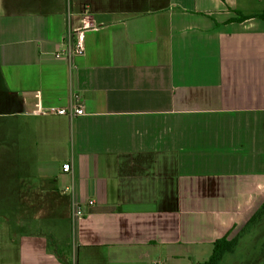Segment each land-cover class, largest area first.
Listing matches in <instances>:
<instances>
[{
	"label": "crops",
	"instance_id": "1",
	"mask_svg": "<svg viewBox=\"0 0 264 264\" xmlns=\"http://www.w3.org/2000/svg\"><path fill=\"white\" fill-rule=\"evenodd\" d=\"M259 12L264 0H0V149L9 132L27 153L1 155L0 264H195L241 230L264 203V20L235 19Z\"/></svg>",
	"mask_w": 264,
	"mask_h": 264
},
{
	"label": "rangeland",
	"instance_id": "2",
	"mask_svg": "<svg viewBox=\"0 0 264 264\" xmlns=\"http://www.w3.org/2000/svg\"><path fill=\"white\" fill-rule=\"evenodd\" d=\"M0 122H4L3 120H0ZM18 120L16 118H9L6 119V122L4 126H16L18 124ZM21 122V121H20ZM23 122H21L22 124ZM15 134V133H14ZM8 132V140H9V148L13 151V156L15 159L14 163L16 164V161L18 158H20V154L26 152H20L18 153L17 150H15L16 143L18 142V136L14 135ZM1 138V136H0ZM28 138V136H27ZM21 143L25 145L27 143L26 136H20ZM5 145V143H2ZM20 144V145H22ZM2 145L0 146V148ZM11 150H1L0 149V160L1 155L4 156L6 154H11ZM30 151V150H29ZM28 155H30V152H28ZM18 157V158H17ZM34 216L32 215H26L25 216V224L27 225V230L31 231L34 229H38L39 223L38 221H33ZM46 223H50L51 221H45ZM30 226L33 228H30ZM244 228V229H243ZM241 230H239L234 236L239 237L238 244L235 248V250L231 253H226L221 260L219 264H264V215L256 222L249 224L247 227H243ZM25 230V231H27ZM60 233V231H59ZM65 232H61V234H64ZM61 236V235H60ZM234 236L230 237L233 238ZM55 249L57 252L59 251L60 257H62L64 260L68 259V256L70 254V257L73 253H71L70 248H67L66 239L57 241V243H53ZM64 252L62 253V251ZM202 262V261H201ZM197 264V262H195Z\"/></svg>",
	"mask_w": 264,
	"mask_h": 264
},
{
	"label": "trees",
	"instance_id": "3",
	"mask_svg": "<svg viewBox=\"0 0 264 264\" xmlns=\"http://www.w3.org/2000/svg\"><path fill=\"white\" fill-rule=\"evenodd\" d=\"M252 17H257L264 20V12L253 13L249 15H241L239 18L235 19V21H243L245 19ZM263 215H264V203L257 210V212L250 218V220L244 227H247L249 224L258 221ZM229 233L230 232H228L226 235L222 236L221 238L216 239L213 243V249L210 257L206 261L197 264H219L226 253L233 252L238 244L239 237L234 236L233 238H229ZM59 259L63 260L60 256ZM65 264H72V263L66 262Z\"/></svg>",
	"mask_w": 264,
	"mask_h": 264
},
{
	"label": "built area",
	"instance_id": "4",
	"mask_svg": "<svg viewBox=\"0 0 264 264\" xmlns=\"http://www.w3.org/2000/svg\"><path fill=\"white\" fill-rule=\"evenodd\" d=\"M84 52H85L84 37L82 34H80L78 36L76 43H75L73 53L82 55V54H84ZM64 53H65V49L61 48L56 52L55 57L57 59H61L64 57ZM69 53H71V51H69ZM50 113H55L58 115L70 114L71 116H75V115L83 114L84 108L82 105H77V106H75L74 110H72L70 112H68L64 108H59V109L54 108L53 110L50 111ZM63 168L67 172H69L71 170L70 164H64ZM93 203H94L93 200L88 201L89 205H93ZM72 211H73V217H81L84 214V210H83L82 205L80 203H77V202H73Z\"/></svg>",
	"mask_w": 264,
	"mask_h": 264
}]
</instances>
